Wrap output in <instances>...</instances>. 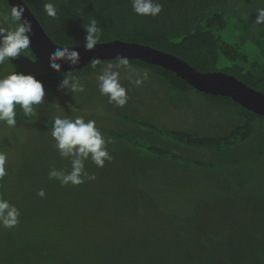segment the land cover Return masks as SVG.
Here are the masks:
<instances>
[{
  "label": "trees",
  "instance_id": "1",
  "mask_svg": "<svg viewBox=\"0 0 264 264\" xmlns=\"http://www.w3.org/2000/svg\"><path fill=\"white\" fill-rule=\"evenodd\" d=\"M3 1L10 13L8 0ZM156 2L162 4V11L152 17L136 14L132 0H26L56 44H84L87 36L84 25L94 19L101 30L99 43L123 40L149 45L182 58L202 72L221 71L233 75L264 93V24L254 23L258 17L257 10L264 8V0ZM47 3L56 7L55 18L46 14L44 5ZM26 53L28 60L41 71L35 78L48 89L61 87L68 76L88 78L87 81L93 85L94 78L102 73L107 64L119 65V58L98 60L95 68L91 61L81 69L64 72L47 67L36 58L30 47ZM128 62L124 69L141 74L147 72L149 79L146 82L158 83L162 87L159 91L165 103H177L183 109L192 104L207 108L208 111L214 109L212 116L225 118L229 125L226 133L218 134H199L197 131L161 127L150 120L138 118L137 102L128 99L123 107L125 113L122 120L136 130L108 131L111 138L126 144L136 145L142 138L144 141L152 139L147 148L151 154L145 156L147 163H153L154 159L183 157L176 151L207 150L212 156L209 162L189 158L188 163L219 171L218 174H222V178L227 181L218 184L224 190L222 197L229 201L226 202L229 205L227 211H220V214L209 219L206 218L205 208L197 206L194 213L198 216L197 222L194 214L181 216L164 211L156 203L150 204L154 197L141 187V183L148 177L147 171L140 168L141 155L135 154L139 165L132 168L131 175H127L131 180L124 194L129 195L136 214L145 209L157 213L156 223L149 222L154 223L157 232L151 233L149 239H146L151 242L158 240L161 250L167 252L152 259L144 257L143 263L264 264V116L243 107L230 96L200 91L175 72L160 65L140 59H128ZM15 110L17 122L33 119V116H25L19 105H16ZM53 123L47 121L50 127ZM137 135L142 136L138 138ZM139 172L145 175L141 176ZM228 176L238 190L232 191L234 186ZM239 198H243L240 203ZM212 212L209 209L208 214ZM226 221L230 225L225 224ZM11 237L8 244L2 246L3 259L6 255L15 258L16 248L12 241L18 242L19 239L20 253L33 249L45 264H81V258H78L74 248L64 245L60 239H45L33 245L37 237L35 240L29 236L24 239L20 235L16 239L13 235ZM91 253L97 254L102 264H107V257L102 250L94 249ZM17 255L20 258V254Z\"/></svg>",
  "mask_w": 264,
  "mask_h": 264
},
{
  "label": "rangeland",
  "instance_id": "2",
  "mask_svg": "<svg viewBox=\"0 0 264 264\" xmlns=\"http://www.w3.org/2000/svg\"><path fill=\"white\" fill-rule=\"evenodd\" d=\"M0 12L9 13L3 0H0ZM14 26L4 24L5 28ZM105 70L120 73V82L127 89L129 99L137 102L138 118L150 120L161 127L197 131L199 134L226 133L229 128L225 118L212 116L214 109L208 111L196 104L183 109L177 103H165L159 91L162 87L158 83L145 81L141 86L134 85L130 77L135 78V71L115 64H107L102 73ZM13 71L34 77L41 72L28 60L26 50L21 56L0 65V78ZM98 75L93 85L87 81L88 78L79 79L85 89L83 92H74L70 87H45V102L33 106V119L17 122L15 127L0 122V152L7 156L6 175L0 178V196L15 205L21 214L20 223L14 228L15 233L12 229L0 227V264H45L33 249L20 253L21 242L18 238V242L12 241L16 248L15 258L6 255L3 259L2 246L8 244L11 235L14 239L19 235L23 239L29 236L35 240L37 237L33 245L45 239H60L64 245L74 248L78 258H81V264H102L100 257L91 253L94 249L104 252L107 264H144V257L152 259L167 254L161 250L158 240L151 242L146 239L151 233L157 232L154 223L150 224L158 220L157 213L145 209L136 214L129 195L124 194L131 180L127 175H131L132 168L139 164L142 165L140 168L147 171L148 177L141 187L154 197L151 205L156 203L164 211L181 216H192L197 206H202L209 219L220 214V211H227L229 201L222 197L224 190L218 186L219 183L227 182L222 178L223 175L206 166L191 165L187 160L209 162L212 157L209 151H176L183 157L154 159L153 163H147L145 156L151 154L147 148L152 139L144 141L142 138L133 145L108 135L109 130L127 132L124 130L135 131L136 128L123 122L124 108L120 111L114 103L108 102L106 95L101 94ZM57 116L95 120L103 137L111 138L112 143L107 145L111 162L106 161L105 166L100 168L90 159L86 161V170L95 174L96 180L78 186H62L57 179L49 178L53 169L71 171L70 160L59 155L56 141L51 136L52 127L47 124V121H54ZM145 131L139 132L143 134ZM137 136L140 138L142 135ZM135 154L141 155L139 164L136 163ZM139 174L145 175L142 172ZM228 179L234 186L231 177L228 176ZM41 189L45 192L44 197L38 195ZM233 190H238V187L234 186ZM242 201L243 198H239L238 202ZM209 209L215 214H208ZM193 216L199 222L198 216ZM225 224L230 225L227 221ZM17 254H20V258Z\"/></svg>",
  "mask_w": 264,
  "mask_h": 264
},
{
  "label": "clouds",
  "instance_id": "3",
  "mask_svg": "<svg viewBox=\"0 0 264 264\" xmlns=\"http://www.w3.org/2000/svg\"><path fill=\"white\" fill-rule=\"evenodd\" d=\"M26 0L12 6L10 13L0 12V65L6 61L21 56V54L30 47L32 32V22L28 20L25 13ZM162 4L156 0H132L133 11L141 16L159 15L162 11ZM44 10L49 17L57 16V9L52 3L44 5ZM258 17L255 20L256 25L264 24V8L257 10ZM10 23L14 27L5 28L4 24ZM87 36L85 47L88 50H94L101 39V30L97 27V21L91 20L84 25ZM52 67L59 70L60 65L56 61L64 59L71 64L79 63L80 55L77 51L69 50L68 47L58 48L52 55ZM98 59L92 61V67L95 68ZM127 57H119V65L128 66ZM149 79V74L136 73L135 78L130 77V82L136 86H141ZM98 87L102 95L108 97L109 103H114L118 108H123L128 102L127 89L120 82V73L118 71L105 70L98 75ZM61 87H70L74 92H83L84 86L79 79L68 76L62 82ZM46 99V90L42 82L38 81L33 75L23 72L13 71L12 73L0 78V122H6L9 127H15L16 105H19L25 116H33L34 105H42ZM51 136L56 141L55 147L62 158L70 160L71 171L53 169L49 178L57 179L62 186L69 184L78 186L86 181L97 179L95 174H90L85 167L89 159L97 167L103 168L105 162H111L112 157L109 154L107 145L112 143L111 138L103 137L101 131L96 126L95 120L85 121L83 117L75 119L55 117L51 129ZM7 156L0 152V178L6 175L5 163ZM40 197L45 196L41 189L38 192ZM20 211L8 200L0 196V227L13 229L20 223Z\"/></svg>",
  "mask_w": 264,
  "mask_h": 264
},
{
  "label": "water",
  "instance_id": "4",
  "mask_svg": "<svg viewBox=\"0 0 264 264\" xmlns=\"http://www.w3.org/2000/svg\"><path fill=\"white\" fill-rule=\"evenodd\" d=\"M10 7L18 4L21 0H8ZM25 17L32 22L30 48L36 58L53 70L52 55L58 48L68 47L69 50L77 51L80 55L78 64L60 59L56 61L60 65L57 71H71L81 69L94 59L112 60L121 56L128 59H140L145 62L160 65L175 72L185 79L194 88L213 95L230 96L243 107L264 116V93L250 87L237 77L228 75L221 71L202 72L189 64L182 58L149 45L137 42L114 40L98 43L94 50H88L85 44L74 46H63L56 44L46 33L45 29L25 3Z\"/></svg>",
  "mask_w": 264,
  "mask_h": 264
}]
</instances>
